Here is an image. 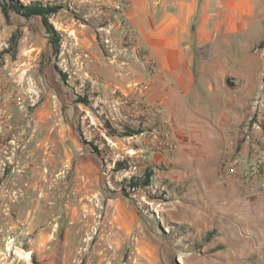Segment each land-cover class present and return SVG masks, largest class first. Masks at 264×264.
<instances>
[{
    "label": "rangeland",
    "instance_id": "1",
    "mask_svg": "<svg viewBox=\"0 0 264 264\" xmlns=\"http://www.w3.org/2000/svg\"><path fill=\"white\" fill-rule=\"evenodd\" d=\"M34 2L60 6L55 39L15 8ZM159 5L0 0V262L264 264V192L226 176L264 133V0H246V36L212 41L220 87L170 106L141 57L151 29L138 48L123 32Z\"/></svg>",
    "mask_w": 264,
    "mask_h": 264
},
{
    "label": "crops",
    "instance_id": "2",
    "mask_svg": "<svg viewBox=\"0 0 264 264\" xmlns=\"http://www.w3.org/2000/svg\"><path fill=\"white\" fill-rule=\"evenodd\" d=\"M170 1L160 0L155 14L142 10V20L135 18L138 21L134 23L141 34L144 28L151 29L149 34L143 31V35L148 38L162 70L165 82L156 78L154 86L160 84L168 90L163 99L167 106L175 104L179 93L186 102L185 97L194 89L210 87L215 91L216 86L220 87L222 76L227 72L223 66L213 63L212 41L227 40L225 36L237 35L241 27L245 32L247 15L246 0H227V4L219 7H212V0H175L173 6Z\"/></svg>",
    "mask_w": 264,
    "mask_h": 264
},
{
    "label": "built area",
    "instance_id": "3",
    "mask_svg": "<svg viewBox=\"0 0 264 264\" xmlns=\"http://www.w3.org/2000/svg\"><path fill=\"white\" fill-rule=\"evenodd\" d=\"M122 7L121 1H117L116 8L122 9ZM123 32L128 41L138 48L137 38L141 35L139 30L128 26L123 29ZM141 52L145 68L150 74L156 75L162 72L157 59L148 50L144 48ZM226 172L227 178L237 180L249 194L264 192V133L253 150H241L229 154L226 162Z\"/></svg>",
    "mask_w": 264,
    "mask_h": 264
},
{
    "label": "trees",
    "instance_id": "4",
    "mask_svg": "<svg viewBox=\"0 0 264 264\" xmlns=\"http://www.w3.org/2000/svg\"><path fill=\"white\" fill-rule=\"evenodd\" d=\"M5 12L6 14L8 15V9L7 7H5ZM15 8L17 10H22L24 9L25 10V14L28 16V15H37V16H41L42 19H43V23L44 25L46 26L48 32L52 35V37L54 38V30L52 28V26L49 24L48 22V17L53 14V13H56L59 9H60V6H54V5H43L42 3L40 2H34L32 5L28 6L27 8H24L22 6H19V5H16ZM55 39V38H54ZM106 124L109 128H111V125H110V122L109 121H106ZM132 132V131H130ZM141 130H138V132H136L135 134H138L140 133ZM115 133V131H114ZM151 171L149 170L146 174H145V180H139V182H135L132 181V185H139L140 183L142 184L143 182V185H150V182H151Z\"/></svg>",
    "mask_w": 264,
    "mask_h": 264
},
{
    "label": "bare ground",
    "instance_id": "5",
    "mask_svg": "<svg viewBox=\"0 0 264 264\" xmlns=\"http://www.w3.org/2000/svg\"><path fill=\"white\" fill-rule=\"evenodd\" d=\"M79 180V179H78ZM77 180V181H78ZM79 184H78V186H79V189H78V191H77V193L76 194H78L77 196H80V195H82V180L80 181L79 180V182H78ZM57 187H55L54 189H56ZM50 197V196H49ZM48 197V198H49Z\"/></svg>",
    "mask_w": 264,
    "mask_h": 264
},
{
    "label": "water",
    "instance_id": "6",
    "mask_svg": "<svg viewBox=\"0 0 264 264\" xmlns=\"http://www.w3.org/2000/svg\"><path fill=\"white\" fill-rule=\"evenodd\" d=\"M227 82H228L229 84H233V85H234V82H233L231 79H229Z\"/></svg>",
    "mask_w": 264,
    "mask_h": 264
}]
</instances>
